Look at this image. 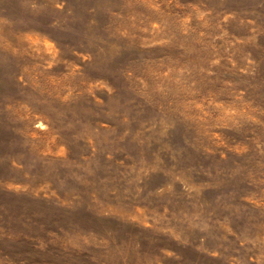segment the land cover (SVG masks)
<instances>
[{"label":"rangeland","instance_id":"rangeland-1","mask_svg":"<svg viewBox=\"0 0 264 264\" xmlns=\"http://www.w3.org/2000/svg\"><path fill=\"white\" fill-rule=\"evenodd\" d=\"M0 264H264V0H0Z\"/></svg>","mask_w":264,"mask_h":264}]
</instances>
